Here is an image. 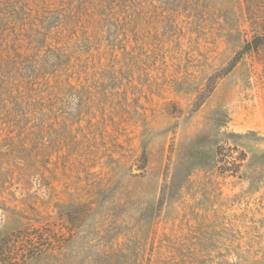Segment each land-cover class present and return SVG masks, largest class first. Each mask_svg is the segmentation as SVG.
Here are the masks:
<instances>
[{
  "label": "rangeland",
  "instance_id": "obj_1",
  "mask_svg": "<svg viewBox=\"0 0 264 264\" xmlns=\"http://www.w3.org/2000/svg\"><path fill=\"white\" fill-rule=\"evenodd\" d=\"M263 31L264 0H0L8 264H264V46L229 68Z\"/></svg>",
  "mask_w": 264,
  "mask_h": 264
},
{
  "label": "trees",
  "instance_id": "obj_2",
  "mask_svg": "<svg viewBox=\"0 0 264 264\" xmlns=\"http://www.w3.org/2000/svg\"><path fill=\"white\" fill-rule=\"evenodd\" d=\"M264 46V31L261 33H257L251 37L250 40H246L244 45L241 47V49L237 52L236 56L231 60L229 68L233 67L236 60L244 53L258 50L260 47ZM247 134H256L255 131H249ZM264 156V153H263ZM252 157V161H253ZM252 164V163H250ZM22 233V232H19ZM35 233H29V231H26L21 234V237L14 236V239H11L10 236L3 237L0 239V264H8V261L11 260L12 255L14 254V248L11 250L10 248L7 249V247L14 241H18V244L22 247L20 250V254L22 256H32L33 253H29L32 247L34 246V235ZM17 254V251L15 252Z\"/></svg>",
  "mask_w": 264,
  "mask_h": 264
}]
</instances>
